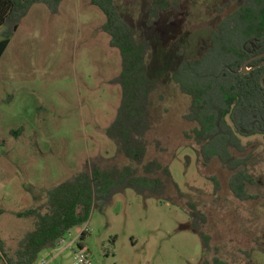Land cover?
Returning <instances> with one entry per match:
<instances>
[{"label":"rangeland","instance_id":"rangeland-1","mask_svg":"<svg viewBox=\"0 0 264 264\" xmlns=\"http://www.w3.org/2000/svg\"><path fill=\"white\" fill-rule=\"evenodd\" d=\"M237 1L182 0L181 15L149 27L153 0H116L124 18L147 32L156 57L166 59L169 77L180 55L197 58L210 46L218 10L232 3L227 13ZM106 20L90 0H64L57 15L35 5L0 59V239L7 250L35 226L18 213L44 205L50 190L94 161L127 162L107 134L122 100V57L102 29ZM165 91L148 160L169 166L180 192L171 187L167 201L128 189L104 209L96 204L90 221L67 234L61 248L43 251L37 264H72L77 250L97 264H201L203 242L193 223L210 238L205 259L264 264V139H243L255 199L240 201L229 188L231 173L200 159L184 119L189 99L173 82ZM194 212L202 217L193 219Z\"/></svg>","mask_w":264,"mask_h":264},{"label":"trees","instance_id":"trees-1","mask_svg":"<svg viewBox=\"0 0 264 264\" xmlns=\"http://www.w3.org/2000/svg\"><path fill=\"white\" fill-rule=\"evenodd\" d=\"M106 15L103 31L110 44L120 51L122 72L118 83L122 100L117 117L107 134L127 161L124 165L94 161L89 170L58 185L47 193L46 203L19 218L34 221V229L20 240L16 250H7L0 239V264H37L40 254L59 247L72 230L87 224L94 206L101 209L112 198L132 189L146 198L170 201L171 187L180 192L169 166L148 160L154 113L165 100L169 82L189 99L184 119L192 125L191 137L205 166L218 161L231 173L229 188L240 201L255 199L248 191L253 178L248 169V146L244 138L264 139V58L244 65L264 53V0H238L218 10V25L210 35V46L197 58L180 55L176 67L165 70L157 58L147 32L130 24L116 0H90ZM64 0H0V59L11 38L35 5L43 4L57 15ZM182 0H153L149 27L183 13ZM201 216L194 212L192 218ZM190 229L202 239L201 264H230L216 256L205 259L210 238L193 223ZM86 232L81 238H84Z\"/></svg>","mask_w":264,"mask_h":264},{"label":"built area","instance_id":"built-area-1","mask_svg":"<svg viewBox=\"0 0 264 264\" xmlns=\"http://www.w3.org/2000/svg\"><path fill=\"white\" fill-rule=\"evenodd\" d=\"M66 242L65 239H62L60 242V245L57 249L61 248L63 244ZM78 241L76 240L75 242L69 243L65 249H68L70 247H73L75 243ZM64 249V250H65ZM64 250H62L60 253H62ZM56 258V256H54ZM42 264H48V261L44 260ZM72 264H97L87 253H84L80 250H77L74 252V258H73V263Z\"/></svg>","mask_w":264,"mask_h":264},{"label":"water","instance_id":"water-1","mask_svg":"<svg viewBox=\"0 0 264 264\" xmlns=\"http://www.w3.org/2000/svg\"><path fill=\"white\" fill-rule=\"evenodd\" d=\"M262 58H264V53L261 54V55H259V56H257V57H255V58H253V59H251L250 61H248V62L244 65L242 72H243V73H248V72H250L251 69L248 68V64H249L250 62L254 61V60L262 59ZM262 84H263V86H264V77H263V79H262Z\"/></svg>","mask_w":264,"mask_h":264}]
</instances>
